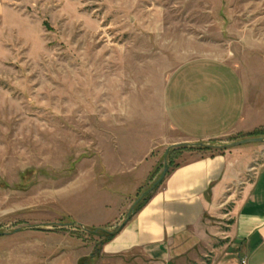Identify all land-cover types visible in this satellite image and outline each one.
<instances>
[{"label":"rangeland","instance_id":"374dc122","mask_svg":"<svg viewBox=\"0 0 264 264\" xmlns=\"http://www.w3.org/2000/svg\"><path fill=\"white\" fill-rule=\"evenodd\" d=\"M2 2L0 264H103L109 233L131 220L165 163L264 139V0ZM197 59L229 64L247 95L241 130L201 147L162 108L170 75ZM246 145L256 149L251 178L264 142ZM140 162L139 172L151 168L135 190Z\"/></svg>","mask_w":264,"mask_h":264},{"label":"crops","instance_id":"0c3cea01","mask_svg":"<svg viewBox=\"0 0 264 264\" xmlns=\"http://www.w3.org/2000/svg\"><path fill=\"white\" fill-rule=\"evenodd\" d=\"M3 8L0 0V15ZM246 101L240 75L215 59L179 66L162 94L168 126L191 144L241 130ZM255 150L243 145L169 168L149 201L102 247L103 264H191L207 253L208 264H264V163L247 178ZM142 164L132 168L135 190L150 173L151 163L146 175L139 172ZM218 241L224 243L215 249Z\"/></svg>","mask_w":264,"mask_h":264},{"label":"water","instance_id":"95a60500","mask_svg":"<svg viewBox=\"0 0 264 264\" xmlns=\"http://www.w3.org/2000/svg\"><path fill=\"white\" fill-rule=\"evenodd\" d=\"M264 142V139L263 138H247V139H244V140H241V141H238L236 143H232V144H229L227 145L226 147L227 148H231V147H238V146H242V145H246V144H253V143H263ZM191 146H195V145H188V144H176V145H173L172 147L173 148H181V147H191ZM198 146H203L202 144H198ZM167 155V153H166ZM165 155V156H166ZM167 172H168V164H164V167H163V170L160 174V176L158 177V179L153 183V185L147 190L145 191L144 193L141 194V196L134 202L133 206H132V211L131 213L133 212V208L142 200L144 199L146 196H148L149 194H151L154 189L156 187H158L162 182L163 180L165 179L166 175H167ZM129 218V216H128ZM128 220V219H127Z\"/></svg>","mask_w":264,"mask_h":264},{"label":"trees","instance_id":"16d2710c","mask_svg":"<svg viewBox=\"0 0 264 264\" xmlns=\"http://www.w3.org/2000/svg\"><path fill=\"white\" fill-rule=\"evenodd\" d=\"M168 174V173H167ZM156 191V190H155ZM154 191V192H155ZM153 194V193H152ZM152 194L150 196H148L138 207L135 211H133V214L135 215L151 198ZM122 229V227H120L119 229L116 230L115 233H109L108 238L106 239V243H108L109 241H111L114 236Z\"/></svg>","mask_w":264,"mask_h":264},{"label":"built area","instance_id":"2783aa9c","mask_svg":"<svg viewBox=\"0 0 264 264\" xmlns=\"http://www.w3.org/2000/svg\"><path fill=\"white\" fill-rule=\"evenodd\" d=\"M242 264H244V262H242Z\"/></svg>","mask_w":264,"mask_h":264}]
</instances>
